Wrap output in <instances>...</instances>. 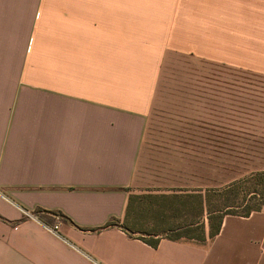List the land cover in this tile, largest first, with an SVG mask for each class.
Returning a JSON list of instances; mask_svg holds the SVG:
<instances>
[{
    "label": "crops",
    "instance_id": "1",
    "mask_svg": "<svg viewBox=\"0 0 264 264\" xmlns=\"http://www.w3.org/2000/svg\"><path fill=\"white\" fill-rule=\"evenodd\" d=\"M185 56L230 68L214 70L215 84L240 80L207 86V184L193 191L215 188L212 159L216 187L227 183L230 124L214 109L226 112L231 92V149L249 162L239 176L264 175V0H0V264H264V199L248 217L224 216L203 243L151 247L120 227L135 187L193 188L195 147L170 169L191 180L144 173L157 80Z\"/></svg>",
    "mask_w": 264,
    "mask_h": 264
},
{
    "label": "rangeland",
    "instance_id": "2",
    "mask_svg": "<svg viewBox=\"0 0 264 264\" xmlns=\"http://www.w3.org/2000/svg\"><path fill=\"white\" fill-rule=\"evenodd\" d=\"M214 70L224 71L230 70V68H224L215 64H210L206 61H200L199 59L189 56L175 57L168 61L163 72L158 78V90L153 103V112L150 116L148 123L144 143L145 147L143 152L144 161L148 162L147 167L144 168L147 175L151 174L150 179L158 180V171L161 172L159 177L162 183L168 181L169 184H174V172L170 169H174L177 165L185 164L187 151L195 147V168L194 176L192 180L193 188L191 189H143L141 187H135L131 190V196L139 199L132 203V218L135 221V225L138 229H142L140 233L134 234V237L144 235L145 232H159L163 233L168 228L173 226H181L185 221L192 220L196 215V210L185 211L177 205L169 207L166 202L172 200L174 195L181 197L180 195L184 191H191L188 193H195L194 186H202V145L203 134H205V117L206 107L205 99L207 97V86L215 85L227 87L233 90L238 87L240 83L239 75L234 74L227 76L226 78L216 79V84L213 82ZM233 70V68L231 69ZM212 71V72H211ZM237 71V70H233ZM223 77V75L221 76ZM212 81V82H211ZM218 83V84H217ZM237 92H231V102L229 103L227 111H221L214 109V122L215 118H227L229 119V151L228 158L225 161V175L220 174V179L224 178L226 184L224 187L217 188L216 186L222 185L221 182H217L218 174L217 170L213 168L218 167L219 162L212 163V169L210 172L209 183L214 189L209 188V191H224V188L236 184L231 193L222 192V194L216 197L212 192L208 193L209 206L212 210H223L226 197L232 198L235 194V198L232 199L237 209L236 213H242L247 209L260 208L262 205V196L264 194V175L255 174L254 176H239L243 172L246 165L249 162L242 159H234L235 135L237 128L235 127V121L238 117L237 112ZM233 126V127H232ZM195 132L196 140H186L182 134ZM181 134V136H180ZM201 140V141H199ZM150 162V165H149ZM223 162H221L222 169ZM220 169V173H221ZM157 170V171H154ZM242 170V171H241ZM177 176V175H176ZM178 185L182 184L185 179H189V176L185 178V172L183 173L179 169L177 176ZM176 179V180H177ZM210 186V187H211ZM195 190V191H193ZM206 190H202L203 193ZM199 191V190H198ZM201 193V194H203ZM231 194V195H229ZM150 198L148 200L140 199ZM176 207V209H175ZM175 209V210H174ZM190 209V208H188ZM195 214V215H194ZM207 214L203 215L202 222L205 226V233L208 234ZM131 222V221H130ZM120 225H125L121 221ZM197 233V232H196ZM148 239V238H146Z\"/></svg>",
    "mask_w": 264,
    "mask_h": 264
},
{
    "label": "trees",
    "instance_id": "3",
    "mask_svg": "<svg viewBox=\"0 0 264 264\" xmlns=\"http://www.w3.org/2000/svg\"><path fill=\"white\" fill-rule=\"evenodd\" d=\"M236 187V184L229 185L224 188V191L227 193H231ZM222 191V192H224ZM212 192L213 194L216 195V197L220 196L222 192L220 191H205L203 194L198 193H182L178 197L177 195H174L170 201L166 202L169 207H173V205H177V207L182 208L185 211L195 209L196 210V215L192 220L185 221L181 226H173L171 228L166 229L163 231V233L159 232H145L141 233V235H144V237L139 236L135 237L136 239L141 240V242L151 246V247H156L158 242L160 240H169V241H190L193 240L194 242L198 243H203L207 239H212L214 238L219 230H220V225L221 221L224 216L229 215V216H242V217H248L251 212L257 211L259 208L255 209H247L244 210L242 213H236L235 210L237 207L234 204L233 200L235 198V194L232 195V198L229 199V197H226L225 204L223 210H212L209 206V197L208 193ZM232 194V193H231ZM229 194V195H231ZM139 198L134 197V196H129V199L127 201V206L125 210V215L124 218L122 219V222H124L125 225H120V227L126 232L127 234L131 235L134 237V234L140 233L142 229H138L135 225V221L133 220V211H132V203L133 201L137 200ZM143 199V196L142 198ZM150 198H144L143 200H148ZM264 199V194L262 196V201ZM190 208V209H188ZM176 209V207H175ZM174 209V210H175ZM207 214V224H208V234L206 235L205 233V226L202 222L203 215ZM131 221V222H130ZM107 227H114L117 226L116 222H109L106 224ZM197 232V233H196ZM148 238V239H146Z\"/></svg>",
    "mask_w": 264,
    "mask_h": 264
},
{
    "label": "built area",
    "instance_id": "4",
    "mask_svg": "<svg viewBox=\"0 0 264 264\" xmlns=\"http://www.w3.org/2000/svg\"><path fill=\"white\" fill-rule=\"evenodd\" d=\"M26 217H32L33 215L30 214V213H25ZM46 229L52 233H54L55 235L57 234L58 232V227L56 226H53V227H46Z\"/></svg>",
    "mask_w": 264,
    "mask_h": 264
}]
</instances>
